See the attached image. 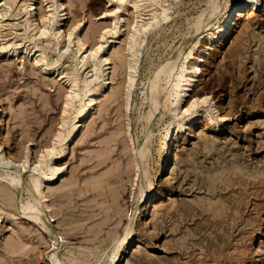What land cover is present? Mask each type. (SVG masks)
<instances>
[{"label":"rangeland","instance_id":"obj_1","mask_svg":"<svg viewBox=\"0 0 264 264\" xmlns=\"http://www.w3.org/2000/svg\"><path fill=\"white\" fill-rule=\"evenodd\" d=\"M230 1L0 0V264H264V0L206 49Z\"/></svg>","mask_w":264,"mask_h":264},{"label":"bare ground","instance_id":"obj_2","mask_svg":"<svg viewBox=\"0 0 264 264\" xmlns=\"http://www.w3.org/2000/svg\"><path fill=\"white\" fill-rule=\"evenodd\" d=\"M223 0H217V2H218V4H219V2H220V5H221V2H222ZM230 1V0H229ZM228 2V1H227ZM226 2V3H227ZM255 1H251V0H246L245 2L244 1H242V0H232V1H230L229 3H227V5L226 6H224L223 8H222V10H223V13H225V15L227 16V19H225L223 22H221L219 25H218V27H217V33H214L213 35H212V37H211V39H210V42H209V44L207 45V46H205L206 47V49H212V47H213V45H215V44H223V43H225L226 41H227V39H229L228 37H230V35H231V33L232 32H234V28L238 25V23L242 20V19H244V18H246V17H248V18H251V17H253V15H255V13H256V11H258L257 10V4L256 3H254ZM210 3V2H209ZM62 5V4H61ZM219 5V6H220ZM264 5V4H263ZM217 6V5H216ZM219 6H218V8H219ZM211 10V9H210ZM216 11V10H215ZM64 12V11H63ZM204 12V11H203ZM263 14H264V9H263ZM53 15V14H52ZM67 16V14H64L63 16H61V15H59V17H61V20H63L65 17ZM209 18V17H208ZM207 18V19H208ZM203 19V18H202ZM201 19V20H202ZM201 23V22H200ZM146 28H143V30H145ZM93 32H94V30H93ZM141 32V31H140ZM95 33H96V29H95ZM135 41L136 40H134V42L133 43H135ZM131 52V51H130ZM178 52V51H177ZM176 55H179V54H177L176 53ZM174 56V55H173ZM181 57V56H180ZM180 57H178V59H180ZM119 58L121 59L122 57H120L119 56ZM176 58H177V56H176ZM173 59H174V61L176 60L175 59V57H173ZM162 61V60H161ZM174 61H170L169 60V62L168 63H166L165 64V62L163 63L165 66H163V68H162V66H160L161 68L160 69H158V72H159V74L157 73V75H160L161 76V71H163V69H164V73H167V72H170L172 69L173 70H175L174 69V67H175V62ZM178 61V60H177ZM176 61V62H177ZM199 62H201V61H203L202 60V57H199V60H198ZM178 63V62H177ZM176 63V64H177ZM199 65H195V67H196V71H195V74H196V77L199 75V73L201 72V69L198 67ZM177 67V66H176ZM175 67V68H176ZM154 71V70H153ZM174 72V71H173ZM173 72H171L172 74H173ZM176 72V71H175ZM151 73V72H150ZM163 73V72H162ZM172 74H170V75H172ZM156 75V76H157ZM163 75V74H162ZM203 75V74H202ZM155 76V75H154ZM155 76V77H156ZM159 77V76H158ZM157 77V78H158ZM162 77V76H161ZM160 77V78H161ZM165 77V76H164ZM163 77V78H164ZM153 78V77H152ZM184 78V76H183V74H180L179 75V80H178V82L175 84V87H176V89H180L181 88V82L183 81L182 79ZM159 79V78H158ZM195 79V76L194 77H191V79L190 80H188L189 81V83H191V84H189L187 87H186V89H185V91H193L192 90V87H193V82L195 81L194 80ZM155 81H156V79H155ZM159 81V80H158ZM152 82H153V80H152ZM167 84H169V83H167ZM154 86H155V83L153 82L152 83V88H151V92H153V90H154ZM157 86V85H156ZM155 86V87H156ZM169 88V87H168ZM102 89V88H101ZM162 90V89H161ZM100 91V90H99ZM98 92V91H97ZM180 92H182V91H178V90H176L175 91V94L176 95H179L180 94ZM94 93H96V92H94ZM159 93H160V91H159ZM163 93V92H162ZM161 93V94H162ZM163 95V94H162ZM168 95V94H167ZM161 98V97H160ZM163 98V97H162ZM166 98V97H165ZM157 99H159V97L157 98ZM206 99V98H205ZM164 100V99H163ZM128 101V100H127ZM126 101V102H127ZM158 102H159V100H158ZM159 103H161V101L159 102ZM126 104V103H125ZM156 104H157V102H156ZM193 104V103H192ZM157 106V105H156ZM156 106L152 109V113H151V119H153V117H154V113L157 111V108H156ZM191 106V105H190ZM126 108H128V103H127V107ZM189 108V107H188ZM89 112V108L88 109H85V110H82L81 111V116L82 117H87L88 116V114L90 113H88ZM150 120V119H149ZM4 122H5V119H4V109L3 108H1L0 107V128L2 127V125L4 124ZM150 122V121H149ZM151 123V122H150ZM149 123V124H150ZM187 129H189V128H187ZM150 135H151V133H150ZM149 135V136H150ZM168 141L170 140L171 142L169 143V146H168V148H167V152H166V154H165V156H166V161H165V163L162 165V168H161V172L162 173H165L169 168H170V163H171V159H172V157H173V153H174V149H173V145H172V137L170 136V132H168ZM0 136H1V132H0ZM173 136H174V134H173ZM171 138V139H170ZM148 139V138H147ZM0 141L2 142V140H1V137H0ZM148 142H149V140H148ZM2 149H4L3 147H2V144H0V169L2 168L3 169V172L4 173H1L0 174V179H1V177H3V175L5 174H7V176H9L10 174V172L9 171H11V169H13V170H15L16 171V173H18L19 174V177H20V179H16L15 177H13L12 178V182H11V184H12V186L15 188V189H18L20 186L22 187V174L20 173V171L18 172L17 170H16V168H14V167H12V164H13V166H14V158L11 156V154L10 153H8V152H6V153H4V151H5V149H4V151L2 150ZM145 153H144V151L143 150H141V152H140V155H141V159L142 160H144L145 158H144V155ZM144 155V156H143ZM26 158V157H25ZM23 160V159H22ZM27 162V161H26ZM145 165V164H144ZM145 169V168H144ZM2 171V170H1ZM14 171V172H15ZM145 171V170H144ZM128 172V171H127ZM13 173V172H12ZM23 173V172H22ZM56 174H57V172H54L53 174H52V178H54L55 176H56ZM4 181V180H3ZM5 182V181H4ZM19 182V183H18ZM20 182H21V184H20ZM10 185V184H9ZM21 189V188H20ZM110 192H111V190H110ZM144 194V193H143ZM34 195V194H33ZM72 196V195H71ZM143 197V196H142ZM148 198V197H147ZM17 200V199H16ZM144 200H142V202H143ZM154 201H155V196L153 195V196H151L150 198H148L147 199V204L146 205H144V207H143V216H142V219H143V221H144V219H146L147 217H150L151 216V214H152V212L154 211L153 210V208H154ZM146 202V201H145ZM21 203V202H20ZM17 204H18V202H17ZM22 204V203H21ZM115 204V203H114ZM36 206V205H35ZM37 209H38V207H37ZM40 210V209H39ZM138 210V209H137ZM42 212V211H41ZM40 212V213H41ZM26 213V212H25ZM43 213V212H42ZM27 218L29 217V219L31 220L32 219V221L34 220V221H42V223L43 222H45L43 225H46L45 227H47V229H49L48 231H53V230H51V228H50V224L49 223H46V221H45V219H44V217L42 218V215L41 216H39L38 214H34L33 216L32 215H27L26 216ZM147 221V220H146ZM130 226V225H129ZM130 229H131V227H130ZM129 229V230H130ZM128 230V229H127ZM128 230V231H129ZM55 231V230H54ZM130 232V231H129ZM52 234H53V232H52ZM51 234V235H52ZM55 235V234H54ZM57 235V234H56ZM53 237H55V236H53ZM56 237H58V236H56ZM55 237V238H56ZM56 239H59V238H56ZM59 246V245H58ZM258 252V251H257ZM58 260V259H57ZM183 263V262H182ZM59 264V263H58Z\"/></svg>","mask_w":264,"mask_h":264}]
</instances>
